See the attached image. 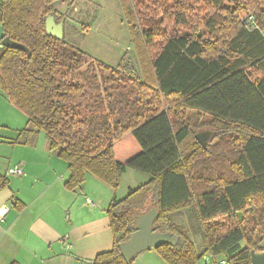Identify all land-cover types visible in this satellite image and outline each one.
Returning a JSON list of instances; mask_svg holds the SVG:
<instances>
[{"label":"trees","instance_id":"1","mask_svg":"<svg viewBox=\"0 0 264 264\" xmlns=\"http://www.w3.org/2000/svg\"><path fill=\"white\" fill-rule=\"evenodd\" d=\"M57 1L0 0L5 35L31 52L0 49V93L34 127L14 143L44 132L71 192L86 175L113 190L127 170L150 177L108 205L113 245L91 264H132L118 244L152 207V229L179 240L154 249L166 264H251L250 251L264 250V0H119L140 72L48 34ZM85 59L102 77L106 110L93 103L101 88L80 71ZM195 130L211 135L205 147ZM184 210L204 239L198 250L176 216Z\"/></svg>","mask_w":264,"mask_h":264},{"label":"crops","instance_id":"2","mask_svg":"<svg viewBox=\"0 0 264 264\" xmlns=\"http://www.w3.org/2000/svg\"><path fill=\"white\" fill-rule=\"evenodd\" d=\"M59 2L64 1L52 4L56 13L46 18L45 26L51 36L63 38L67 31L66 19ZM13 109L12 105L5 104L4 98L0 99V176L8 180V186L0 191V210L8 209L0 220V264L92 263L97 254L109 251L113 245L109 223L98 225L96 222L106 220L103 214L106 215V208L116 200L115 191L112 196V190L104 189V195L98 198L93 190L82 188L88 175L80 188L73 192L66 190L67 164L51 155L42 132L30 145L14 143L20 131L34 130V127L22 124ZM10 114L7 122L6 115ZM13 166L22 169V176L5 175ZM85 199L91 200L94 206H87ZM94 200L100 204L96 211ZM15 201L24 206L21 211L14 207ZM135 259L134 264H162L155 251L142 252Z\"/></svg>","mask_w":264,"mask_h":264},{"label":"rangeland","instance_id":"3","mask_svg":"<svg viewBox=\"0 0 264 264\" xmlns=\"http://www.w3.org/2000/svg\"><path fill=\"white\" fill-rule=\"evenodd\" d=\"M58 4H60L58 6L63 9L62 13L66 19L65 24L67 29L66 35L61 38V40L66 42V44L70 47L82 51L93 61L101 62L111 68H116L121 64L125 69H131L134 67L137 71H139V61H137L135 52L132 48L133 39L128 33L127 22L124 20L119 0H66L64 2H59ZM80 71L85 73L84 76L86 79L95 77L96 86L101 89L96 90L94 93V95L97 96V100L93 101V103L98 105L101 110L108 109L109 104L105 99H103V93L101 91L102 77L99 75L96 66L90 60L85 59L81 64ZM0 96L1 100L2 98L5 99V104H7V106H11L8 101H6L7 98L2 92L0 93ZM13 110L21 117L22 124H31L25 115L15 109ZM11 114L8 115V117L6 115V118L8 119L7 122H10ZM114 121H116V118ZM199 134H202V132L195 130V137ZM203 134L209 135V132L206 131L203 132ZM41 136H45L46 141L48 142L44 132L41 133ZM210 137L211 135H209L207 140L204 141V145L209 142ZM60 162L65 164L64 161ZM132 173H135L136 175H132ZM148 178L150 177L144 172L142 173L133 169L127 170L125 174L121 176L117 189L113 190L98 179L88 175V180L82 188L87 191L93 190L94 195L98 198H101V196L104 195V189L108 191L112 190V196L115 191V199L118 201L127 196L129 190L135 189L144 184L145 180ZM92 180H94L97 187L94 186ZM94 201L96 202L97 207L93 210L96 211L100 208V204L97 200ZM10 208L11 210L14 209L12 207ZM191 213H193L191 210H184V212L177 213L176 216L180 220V224L183 227H186V229L193 236L192 239L194 240L195 246L198 250L203 247L204 239L201 234H196L198 232V223L196 222V219L193 218L194 216ZM103 217L106 218L107 216L103 214ZM237 217L239 219L242 218L241 214H237ZM65 218H68V214H66ZM105 222L107 225L108 218H106V220H98L96 224L103 225ZM150 251L155 250H147L144 253L147 254V252ZM159 258L161 257L159 256ZM207 259L210 262L209 258H204V261L207 262ZM135 260L136 259H134L132 264H134ZM161 260L162 264H166L162 258ZM84 263L89 264L87 262ZM222 263L224 264V262Z\"/></svg>","mask_w":264,"mask_h":264},{"label":"water","instance_id":"4","mask_svg":"<svg viewBox=\"0 0 264 264\" xmlns=\"http://www.w3.org/2000/svg\"><path fill=\"white\" fill-rule=\"evenodd\" d=\"M46 31L49 34L47 27ZM55 38L61 39L59 35H53ZM0 45L2 48L19 50L26 53L27 57L30 56L29 50L7 37L3 31V27L0 25ZM209 137L208 134L196 135L197 142L205 147L204 141ZM158 217L156 207H152L150 210L143 214L137 215L134 222V232L128 239L118 244V249L121 256L126 263L133 260L138 254L146 252L147 250H154L160 244L176 245L178 243V237L170 233H157L152 227ZM91 263V262H87ZM250 263L251 264H264V250L263 251H250ZM202 264H209L204 262Z\"/></svg>","mask_w":264,"mask_h":264},{"label":"built area","instance_id":"5","mask_svg":"<svg viewBox=\"0 0 264 264\" xmlns=\"http://www.w3.org/2000/svg\"><path fill=\"white\" fill-rule=\"evenodd\" d=\"M254 17H249L248 19L246 20H243V23L246 25V26H249L251 29L254 28ZM2 48V46L0 45V49ZM23 172H22V169L18 166H13V167H10L7 171H6V176H11V177H19V176H22ZM85 204L87 206H90V207H93L94 206V203H92L91 200L89 199H85ZM8 209L7 208H1L0 210V220L3 219V216L7 213ZM223 264V263H221Z\"/></svg>","mask_w":264,"mask_h":264}]
</instances>
